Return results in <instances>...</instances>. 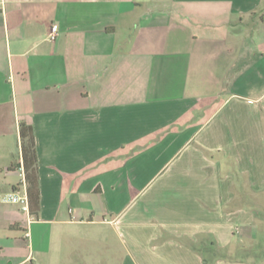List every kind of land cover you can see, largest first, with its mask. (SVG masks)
Returning <instances> with one entry per match:
<instances>
[{"label":"crops","instance_id":"1","mask_svg":"<svg viewBox=\"0 0 264 264\" xmlns=\"http://www.w3.org/2000/svg\"><path fill=\"white\" fill-rule=\"evenodd\" d=\"M20 189L30 212L0 200V264L263 250L264 0H0V194Z\"/></svg>","mask_w":264,"mask_h":264},{"label":"trees","instance_id":"2","mask_svg":"<svg viewBox=\"0 0 264 264\" xmlns=\"http://www.w3.org/2000/svg\"><path fill=\"white\" fill-rule=\"evenodd\" d=\"M20 140L29 195L31 201L36 203L39 200L38 169L35 138L31 126L21 125Z\"/></svg>","mask_w":264,"mask_h":264},{"label":"rangeland","instance_id":"3","mask_svg":"<svg viewBox=\"0 0 264 264\" xmlns=\"http://www.w3.org/2000/svg\"><path fill=\"white\" fill-rule=\"evenodd\" d=\"M18 157L19 156L17 153V155L15 156L14 164L19 169L20 165L17 162ZM24 176H25V172H24ZM13 177H14L13 179L18 182L23 181V179L25 178L23 176L22 177L19 176L18 174ZM24 181L26 180L24 179ZM10 191L11 190L0 194V200L5 193H8ZM259 240H260L259 242L261 243L262 242L261 239ZM232 257H235L236 264H264V249L262 250L260 247H257V249L254 250L241 251V252L238 251L237 253H233ZM126 258H127V254L124 251L122 252V249L119 247L116 252L113 253L109 252V256L107 260L109 261V264H122V263L131 264Z\"/></svg>","mask_w":264,"mask_h":264},{"label":"built area","instance_id":"4","mask_svg":"<svg viewBox=\"0 0 264 264\" xmlns=\"http://www.w3.org/2000/svg\"><path fill=\"white\" fill-rule=\"evenodd\" d=\"M58 35V28L54 26L50 33V40L54 41ZM2 202L6 204H18L22 206L25 212H30V199L27 190H18L5 194L2 197ZM32 221V220H31ZM31 223V222H30ZM27 237L30 236L29 233L26 234ZM25 264H32L27 261Z\"/></svg>","mask_w":264,"mask_h":264}]
</instances>
